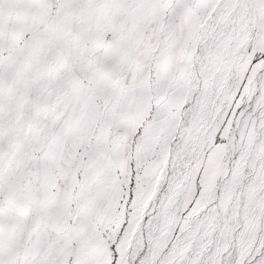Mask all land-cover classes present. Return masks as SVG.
I'll use <instances>...</instances> for the list:
<instances>
[{
    "label": "snow or ice",
    "instance_id": "6c2138e0",
    "mask_svg": "<svg viewBox=\"0 0 264 264\" xmlns=\"http://www.w3.org/2000/svg\"><path fill=\"white\" fill-rule=\"evenodd\" d=\"M0 264H264V0H0Z\"/></svg>",
    "mask_w": 264,
    "mask_h": 264
}]
</instances>
